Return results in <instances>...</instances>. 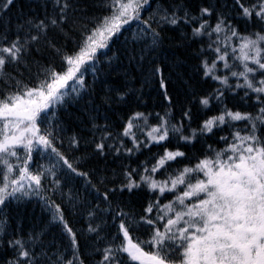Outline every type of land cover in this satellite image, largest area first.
<instances>
[{"label": "snow or ice", "instance_id": "1", "mask_svg": "<svg viewBox=\"0 0 264 264\" xmlns=\"http://www.w3.org/2000/svg\"><path fill=\"white\" fill-rule=\"evenodd\" d=\"M14 2L0 0V247L11 250L3 264H264V0H200L195 9L187 0H43L40 13H21L13 23ZM94 8L102 11L91 14ZM133 23L126 64L116 71L114 53L105 68L99 50ZM181 25L190 31H181L179 46L195 61L196 75L217 85L193 96L206 112L215 106L195 128L191 101L169 94L161 60L166 27ZM153 81L161 111H141L142 89ZM69 89L83 101L81 133L89 136L64 135L54 109L67 103ZM225 129L216 140L223 147L206 142ZM66 142L71 151L86 149L76 163ZM197 142L199 154L182 150ZM34 153L48 163L33 170ZM93 157L105 167L81 170L79 162ZM109 157L115 167L107 166ZM73 174L96 193L83 232L53 199L57 192L64 198L62 177ZM136 192L145 196L134 203ZM31 196L51 211L59 241L45 239L47 226L12 229L3 210ZM75 199L68 204L76 207ZM82 239L90 241L87 254Z\"/></svg>", "mask_w": 264, "mask_h": 264}, {"label": "trees", "instance_id": "2", "mask_svg": "<svg viewBox=\"0 0 264 264\" xmlns=\"http://www.w3.org/2000/svg\"><path fill=\"white\" fill-rule=\"evenodd\" d=\"M39 0H15L14 4L11 6L10 12L8 15H10L13 18V23H16V17L20 15L21 13L23 15H33L36 13H40L42 11V8H38V6H35ZM89 4H96L98 0H88ZM187 3L195 9L197 4L200 3V0H187ZM153 7H155V3L153 4ZM40 9V10H39ZM102 10L99 8L92 9L91 14H99ZM143 15L146 17L148 15L147 12L143 13ZM7 17H5L6 19ZM127 27V26H126ZM136 28V25L133 23L131 25V28L129 31H125L123 35H120L119 38H113L112 41H110L109 47L105 49L99 50V58L101 61H104V66L107 68L108 66V57H113V54L115 53L116 57L118 59H113L112 63L116 66V71H119V66L122 63L127 62L126 57V49L132 47V43L129 40L128 43H125V37L130 35V32ZM181 31H190L189 28H187L184 25H181L180 28H175L172 26L166 27L165 29V35L169 37L165 40L164 44V50L161 53V60L164 61V74L165 76L169 77L168 81V89L169 94L173 95L175 98L177 95L180 97L181 101L187 104L189 101L190 107L192 108L194 118L192 122V127L195 128L199 122V120L204 118V114L211 115L215 111V106H213V112H206L205 109L202 108L198 104V101L193 99L194 95L202 94L204 90L210 89L213 87H216L217 85L214 82L208 81V82H201L199 77L196 75L194 71V64L195 61L191 59V57L188 55V50L185 48H182L179 46L180 43V33ZM69 49H71L72 44L69 43L68 45ZM47 55L51 56L53 55L51 52L47 53ZM177 61H184L183 63L177 65ZM55 63L59 65L60 61L59 58H55ZM11 70V69H10ZM59 70V69H58ZM86 80L89 84H92L93 82V74L91 70L89 69L86 73ZM71 84V82H70ZM189 85L192 87L190 88ZM136 87H139V84L135 85ZM78 87V85H77ZM102 85L99 80L96 82V90L98 94L100 93ZM194 90V91H193ZM70 92V89H69ZM242 95V94H241ZM75 96L74 93L70 92V95L66 97L67 103L64 105H57L55 106V111L57 115L60 117L61 120L64 121L65 126L67 128V131L64 133L65 137L70 136L73 132L81 133V129L85 127V124L87 123V116L83 114L82 111V100H74L73 97ZM142 96L143 99L147 102L146 107L140 108L141 111H161V97L158 93V84L156 81L151 82L150 84H147L142 89ZM85 99H87V95H85ZM129 99H132L129 97ZM231 101V98H230ZM97 103H99V99H97ZM152 104V106H150ZM229 106L232 107V103H229ZM179 105H177V112L176 116L179 118ZM126 109L124 106L120 107V114H123V111ZM244 110V109H241ZM105 111H109L104 106H101L99 109V112L102 114ZM109 115L113 120L116 119V114L109 111ZM79 117L80 119H77ZM83 121V123L81 122ZM98 123H104L103 116H100V119L98 120ZM227 129H225L224 132H217L214 136H210L206 139V142L209 144H213L216 147H223L222 144H217L216 140L219 136L226 134ZM82 135L89 136L91 135L88 131H83L81 133ZM170 146V145H169ZM203 148L202 142H197L195 144L194 148L191 147H184L182 150L186 151L190 156L193 152L199 154L200 151ZM64 151L67 152L70 159H73L74 157H80L86 149L83 148V146L80 148L79 151H71L67 148V142L65 144ZM87 151H90L88 149ZM153 152L162 151V149L153 148ZM23 154L21 150V155ZM147 155V153H145ZM144 156H140V159H144ZM111 157L108 158L107 166L109 168L115 167V164L111 163ZM34 161L31 165L32 169L34 170L37 166V164H47V159H41L38 153H34ZM73 162L76 163V160L73 159ZM188 161H181L182 163H187ZM195 162V161H193ZM105 160L98 159L93 162L92 166H88V160L86 162L81 161L79 162V167L83 171H89L91 169H96L97 171L103 169L105 167ZM179 165H172L173 168L178 167ZM93 182L96 181V174H91ZM111 175V173H109ZM62 179L66 180V183L64 184V187L62 189V192L64 194V198H61V193L57 192L55 196H53V199L60 203L62 208L64 209V216L65 219L69 222V224L73 227L74 230L78 232H83L84 229L87 228L88 219H87V212L86 209L88 207V202L94 203L93 197L96 195L95 190L92 189L89 185L86 184V179L84 177H77L75 174L72 175L71 179H67L65 177H62ZM110 186V185H109ZM97 187L100 188V191H103V186L97 185ZM128 195L127 193L125 194ZM145 194L136 192L134 196H132L133 202H138L142 199H144ZM69 197H75V204L76 207H72L68 204ZM168 199H171V197H167ZM81 201H84V204H81ZM11 207H20L19 210L24 211L25 213L19 214L14 212H11L10 208H6L3 211L7 212L10 218V223L12 225V229H15L17 225L20 226V228L23 230V232L27 233L28 231L32 230L33 228L39 230L40 227L47 226L49 229L48 235L45 237L46 240L52 239L55 237L57 241L61 239L60 234V228L58 226L57 222H52L49 224V220L51 218V211H49L48 208H46L43 204V201L38 196H31V197H25L22 201H11L9 203ZM3 212H0V215H2ZM11 230V229H10ZM146 230L142 229L139 235L142 236V238H146ZM87 243H90L87 242ZM87 243L83 241L82 239V245L83 249L85 251V254L88 253L90 250L87 246ZM11 256V250L7 248L6 245L0 247V264H3V260L7 257Z\"/></svg>", "mask_w": 264, "mask_h": 264}, {"label": "bare ground", "instance_id": "3", "mask_svg": "<svg viewBox=\"0 0 264 264\" xmlns=\"http://www.w3.org/2000/svg\"><path fill=\"white\" fill-rule=\"evenodd\" d=\"M42 2H43V0H39L38 2H37V4H35V6H38V8L41 6V4H42ZM36 3V2H35ZM40 9H41V7H40ZM39 9V10H40ZM176 62H177V59H176ZM180 64V63H179ZM150 106H152V104H150ZM95 160H97V158H95V157H93V158H91V159H89L88 160V166L89 167H91L92 166V164H93V162H95ZM8 208H10V210H11V212H16V213H19V214H23V213H25L24 211H21V210H19V206L18 207H11V205H8ZM7 208V209H8Z\"/></svg>", "mask_w": 264, "mask_h": 264}]
</instances>
